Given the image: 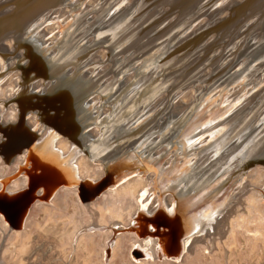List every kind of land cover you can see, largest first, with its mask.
<instances>
[{
	"label": "water",
	"instance_id": "1",
	"mask_svg": "<svg viewBox=\"0 0 264 264\" xmlns=\"http://www.w3.org/2000/svg\"><path fill=\"white\" fill-rule=\"evenodd\" d=\"M57 1H61V3L59 4L57 3ZM108 1L109 0H91L90 5L97 8L94 10V16L91 17L88 13L87 14L81 13V14H85L86 19H89L91 22H94L96 20L97 12H101L102 11L101 8L107 5ZM113 1L114 3H110V6H112V9L109 10L110 12L108 10L102 12L103 15H105L104 20L114 19L116 16L126 19H137V17L143 11H145L146 14L149 13L151 14L150 16L147 17V20L144 22L145 27L140 26V28H138V30L135 31L134 34L130 36H126V39L132 37L133 39L137 40L136 41L137 45L129 46L127 50L120 51L117 54L118 57L117 60H119V63H122L124 61V64H126L125 62H128L127 69L122 71L123 75L126 74L127 76H129L128 74L129 70L134 71L136 68H139L141 65V59L143 58L148 59L146 63L151 61L154 57H159L161 61L162 59H165L167 62H172L171 65L165 66L166 71H163L164 69L163 66L158 65L159 67L157 66L158 67L156 69L157 71L150 76V79H154L155 83L157 82L160 84L164 82L162 80L163 77L164 79L171 77L168 80H173L172 79L173 74L181 73L182 69L189 68L192 66V68L186 69L187 78L186 79L183 78V80L181 79V82L176 87H171L172 84L171 82H170L171 84L169 82L163 84L164 89L161 92H159L158 95H156V97H160L159 103L161 105H159L157 109L160 111V113L156 117V121H155L156 125L150 127L149 129L150 132L149 137H153L156 140L160 135L159 133L161 132L160 131L161 128L158 127L160 125V122L167 120V123L170 125L169 129L171 128V130H168L167 133H173V134L175 133L174 136L178 138H181L180 134L184 133L186 139L185 146H187L190 151L186 156L185 154L184 155L181 154L182 148L176 145L177 143L176 141H178L179 139L174 138L173 141L175 144L167 145V149L165 150V151L172 150V152L175 153V155H173L174 157L171 160L165 159L164 161H162L163 159L157 156L155 158V161L151 162V166H149L148 168L156 170V168H158V166L163 163L164 164L163 167H166V169H170L172 166V160L176 158L177 161L180 162V165H182V168L194 167L196 171L199 169L200 170L205 169V171H208L210 168L212 169L223 168L222 172H227L228 175L231 174L232 176H234L235 173H238L236 178L231 181L232 186L230 187L231 196L237 197L238 199V194L232 192L234 189L233 185L239 182V177L241 172H238V170L239 169L243 170L249 166H254L256 164H260L264 166V140H263L264 135H261V132H257V134L254 135V139L259 140L257 144H260V146L257 149L254 148L252 153L247 154L245 160L242 162L240 161L238 162V160H236L235 157L226 158L211 165H209L210 162L209 163L198 162L196 160H198L197 158L199 155V151H201L200 148L213 142L214 141L213 138L215 137L216 139L215 136L216 133L221 132L220 136L226 133V136L227 135L229 136V134L231 133L230 131L232 129L231 125L233 124V122L242 119V116L244 114L243 112H241L242 110H250L251 116L253 118L256 117V113H253L254 112L253 110L256 109L255 106L256 98L254 97V95H256L259 89L258 88L259 86H257L258 84L259 85L262 84L261 86L264 87V49L260 54H258L259 55L258 57H256L257 54L255 52H257L259 48H261L260 47L261 44L262 45L264 44V18H263L264 9L261 12L260 9L256 10L255 12H250L252 9L249 6L250 5L253 6V3L255 2L254 0H209V1L208 0H150V1L146 0V3H144L145 0H123L122 3H119L118 0H113ZM109 2H112V0H110ZM19 3H23L25 5L33 4L31 7L34 8L35 13H33L34 11L33 10L28 18L25 17L21 21L22 19L21 15L23 13L21 14L20 10L15 8V5L16 4L18 5ZM65 5L66 3L64 0H0V45L3 42H7L9 38L14 36V34L21 33L23 37H20L21 40H19V45H18L19 47L15 51L18 53V49H22L23 44L30 47L31 44L30 43L26 44L27 40L23 38L27 34L30 35L29 30L31 26H33L34 24H35L34 29L37 30L39 26L42 27L43 29L46 28L47 30L49 28L50 31L55 36H57L58 33H60V31H56L55 27L54 29H52L53 24H55V19H56L55 17H57V14L62 13L64 15L63 18L64 20H66V18L69 17L71 18L70 13H68L64 9ZM241 5L242 6L246 5L248 12L245 16L243 14H239L238 17L239 26L238 27L233 26L229 28L226 27L225 25H222L221 23L227 21L228 18L230 17V12L233 11L236 12ZM259 5L260 7L261 5L264 6V2L256 3V6ZM31 7L28 9L32 10ZM210 20H212L213 22L209 23ZM69 22L71 23V21ZM88 25L89 23L84 24L83 28L87 29L89 27ZM149 28H151L150 31H148L149 34L144 35L146 34L144 32L145 29L149 30ZM171 28L172 31L170 33L173 32L172 34H170L167 30ZM156 29L159 30L160 32L159 31L154 32V30ZM163 32H165V34ZM89 34L90 35L92 34L94 36L93 33H89ZM158 34L160 35L157 36ZM87 35L83 39H89L87 38ZM141 36H143L142 40L139 39ZM101 37L106 39V37L103 34ZM57 38H61V37L59 36ZM71 38L75 40L71 43L73 44V46L75 45L78 48L80 47V45H82L81 43L77 44V40H76L78 38L77 34H74ZM252 40L254 41V43L248 47V44ZM37 41L40 42L39 39H37ZM55 42L57 41L55 40L53 42L52 41L47 42L45 45H41L44 51V55H46V58L43 59L44 60L43 63L41 61L40 66L42 67V65H44L46 67L43 68L45 72L43 71L34 72V73L33 71L29 72L28 70H26L27 69L26 67H25L26 69L24 70L25 72H27V74L35 75L34 78L32 79V83L34 82L35 88L39 90V92H42L41 91L42 87L39 86L37 82L38 79L36 80V78L46 79L44 78L45 73L50 74L52 70L55 68H59V72H60L59 74L63 76V78L61 79L63 82V87L61 88L62 82L60 83L59 86V88H61L60 89L61 91H63L66 85L68 84L71 85L70 87L75 92L77 91V89H81V88L87 89V86H89V84L91 83L94 85L96 90L94 89L90 93L88 92L84 100L79 102V98L77 96L74 98V100L72 98L69 99L70 102L72 103L71 108L73 109L71 108L66 109V107L65 108L61 107L56 109L55 107L53 108V106H48L45 103L43 104L46 105L47 109H45L42 106L40 107L43 111V114L45 115L44 117L45 120L42 119V121L44 120L45 121L44 123L50 125L51 128L49 131H45L46 134H51V133L55 134L53 135L54 138L52 137L54 139L52 143L53 146L52 148H55V150L57 148L58 150V147H55L57 144L55 140L59 139L62 136H65V138L70 139L69 141H71V138L67 134H65L61 129H59L61 127L60 124H58V122H60L61 124H65V125L67 124L68 126H71L72 132H75V134L76 132H79L77 127L79 128L81 127L83 129V133L86 134V137L82 138V140L84 141L82 143L83 146L81 147L78 145V147H81L78 150L80 153H85L87 154V156H89L88 149L91 144L96 143L97 145L100 146L105 144L104 140L99 137L100 135L98 136L100 139L98 137L96 138L94 133L92 134L91 133L92 131L89 130L88 127L93 124H98L93 122L94 119L95 120L98 119L95 116H93L92 113L93 110L91 109L95 105V103L97 104L101 102L97 101V99L93 96V94L99 93L98 89L100 86L103 88L102 84H100L101 79L98 77V79L95 80L96 71L94 72L92 69L93 68H95L96 70L100 69L101 71L105 70L106 72V69L107 71L108 69L110 71L111 67H109L106 64H103L99 67L88 66L90 65V63L88 62L93 61L92 60L93 58L90 60V58L88 57L87 59L89 61L86 60L84 68L80 70L72 64H67L68 63L67 60L72 57L71 52H69L68 50L63 51L64 54H61V55H65L66 58L62 60L59 59L58 55H60V53L58 54L54 48ZM91 43L92 42L90 39L88 41V44L91 45ZM100 44L102 45V43ZM183 44H186L187 47L184 46V49L182 48L180 51L172 50L173 47H177V46L180 47ZM34 47L36 48V46ZM97 47H102V49H104L103 46H97ZM237 49H239V52L238 54L235 55L233 52L236 51ZM12 53L11 52L6 53V57L7 58L12 57ZM97 53L101 55L100 51H98ZM252 53L253 55L254 54L255 55L253 56V58H249V55H251ZM90 54L91 51L89 52V55ZM241 54H244L245 58H242ZM120 55L123 56V58H121V60L123 61L119 59ZM18 58L22 59L24 64L25 56L21 55L20 53ZM99 58L101 59L103 57H99ZM103 59L110 60L112 62L113 58L110 56L107 59V56H105ZM137 61L138 62L140 61V64L138 63L137 65V63H135ZM54 62L56 63L54 64ZM10 66H11L10 72L12 75H15L14 73L15 71H13L15 69L20 70L22 72L21 69L22 66L17 67L15 62L11 61ZM189 74L191 75L194 74V76L189 77L190 76ZM144 75H146L145 71L143 73V76ZM214 75H216L218 79H216L215 84H213L210 88L208 86L211 85L214 82V79L216 78V76ZM137 76H141L140 73H137ZM137 79H135V77L131 78L129 79L130 81H128V83L125 84L126 87L132 88L133 93L137 83L135 81V83L133 84V82L134 80ZM130 82H132V84H129ZM108 84L110 85V83ZM179 88L181 89V92L178 93V95H175V92ZM192 88L195 89V92H193ZM84 90L82 92H86ZM56 91L57 92L53 93V96L51 98H54L55 96L58 95V91H59L58 86L56 88ZM179 97L183 99L182 105L180 104L181 101L177 100V98ZM259 98H261V96ZM227 99L229 102H232L234 109L231 110V113L229 115L225 114L226 116L222 118H216L215 120L214 117H211V114H217L218 113L217 109L222 108L225 103L224 101ZM85 103L86 105L88 103L90 106H87L88 110L85 111L84 108H82L81 111L82 113H81L79 110H81V107H83ZM141 105L142 104L138 105V109H139L138 116L144 118L143 117L144 110L140 107ZM258 106H260L261 108L260 111L263 110L264 98L263 101H261V103H259ZM66 110L68 112H66ZM151 110L152 111L149 110L148 114L154 116V114H151L153 112V109L151 108ZM50 111H53L52 115L49 114ZM69 111L73 113L70 112L69 114ZM88 111H91L90 117ZM73 114L74 116H71ZM54 117H56L57 120L53 119ZM81 118H84V120L80 121ZM210 119L212 120L208 122L209 124L207 125V123L205 122ZM39 121H41V119ZM253 124H255V121L253 122ZM29 128L30 131L35 135V137L32 138V136H30L29 134L26 135L24 133L19 132L18 127L15 131L12 130L7 131V129H1L3 137L0 138V154L3 155L6 158V160H8L9 157L14 153H20L24 151L26 155L29 154L30 152H33V149L36 148L35 147L36 140L45 141L46 136L45 134H43L44 131L43 132L40 131L41 129L40 130L33 129L32 125ZM227 128L230 129L226 131ZM253 131H256V128H253ZM238 134H239L238 132L237 133L235 132L231 137H236L238 136ZM201 135L203 136L200 137ZM198 137L201 138V140L197 142L196 139ZM14 141H17V144L15 146L13 144ZM110 141H112V143L110 142L112 146L106 149L102 147L101 150L102 157L99 156L101 157L104 165H109L111 162L117 160H123L124 158H125L124 160H126L130 156L134 157V159L137 158L136 164L140 163L142 164V166L145 165L146 162L145 160L147 159H144V157L141 154V151L142 153L144 152L143 149L141 151L137 149L138 152L135 151V149H132L133 150L132 153L128 152L127 149H125L127 148V145L125 147L123 146V143L125 141H122L120 144L114 143L115 141L113 139V131L111 132ZM46 143L47 142H44L42 143L43 145L42 144L41 145L45 146ZM208 146L209 145H207L206 147ZM130 149L131 148H129V150ZM234 149L235 147L233 149H228L227 151H233ZM112 151L119 152V155L117 154L115 158L110 157L109 154L112 153ZM43 158L44 159L49 158V154L45 152ZM155 164H158V166H156ZM152 165H154L155 168ZM228 178H230V176H227V179ZM105 180H106V175L102 177L100 182H98L97 184L104 182L103 185L104 187L108 183L105 182ZM169 180H170L169 177L167 176L163 177V181H161L162 182L161 184L165 186ZM71 182H69V185H74L77 186L78 188L80 187L79 185H82V183H88V181L85 182L80 181L79 177L77 176L76 179ZM171 184L172 183H169V185ZM173 184L175 185V183ZM59 185H63V183L54 185L52 189L55 190ZM171 187L172 188L169 189L168 188L161 189L162 191L161 193L163 195H165V193H171V197L174 193L173 190H177L176 194L174 193L175 198L172 197L173 201H176L177 204H175V207H173L171 213L170 214L167 213L166 208L165 211L163 209L162 210L160 209L159 211L155 212L152 217L143 218L142 221H140V223L137 224V226H141V223L142 224L150 223L151 225H154V227H158L159 225H162L163 227H167V231H168L172 229L174 225L179 224L177 216L181 210H183L190 216L191 214L194 215L196 212L199 211L198 209L199 203L197 202L196 203L194 202L193 203L194 205L192 206L189 205L185 208L184 206L183 207L180 206L181 204L180 199L186 196L184 195L185 186L183 180H181V182H178L177 185H175L174 187L173 186ZM40 188H41L40 185H36L34 187L31 186V182H30V186L26 185V187H24L23 190L16 191L13 193L11 192L10 194H13V198L8 199L7 201H3L2 199H0V204L3 205L5 203L6 205L3 206V208H0V213L7 216L6 208L8 206H14L16 205V203H20L21 200L20 198H22L25 194L26 195L30 194V198L28 202L24 206H22L21 213L19 211V215L22 214L23 210H25V207H27L29 202L33 201L36 198H40L42 194V192L39 191ZM37 192L40 193L38 194ZM205 201L206 203L210 202L209 200H207V198L204 200V202ZM185 229L186 228L180 227V229L178 228L177 230L180 232L181 235L179 236L180 239L178 240L180 241V245L177 246V249H175V251H179L180 249H182L183 246L181 247V243L183 244V242H186L185 240H188L187 234L189 230L187 229L188 232L186 233L185 231L182 232ZM201 229L203 230V228ZM202 230H200V232ZM135 231L139 232L138 234L140 235L143 234V232L140 229L139 231L138 230ZM157 233L159 236L163 235V233L161 232L159 233V231ZM193 234L195 235L196 233L194 232ZM143 239L146 238L143 237ZM186 244L187 243H185V246Z\"/></svg>",
	"mask_w": 264,
	"mask_h": 264
},
{
	"label": "bare ground",
	"instance_id": "2",
	"mask_svg": "<svg viewBox=\"0 0 264 264\" xmlns=\"http://www.w3.org/2000/svg\"><path fill=\"white\" fill-rule=\"evenodd\" d=\"M64 1H65L66 5L69 7V9H71V8L73 9V10L71 9V11H69L70 16H71V23L68 22V23L64 24L63 27H61L63 17H61L60 14H57V17H55L56 18L55 19L56 26H53V28H52V29H54V27L56 28L57 26H60V29L62 28V31L59 30L60 33H58L57 36H55L50 31L49 28L47 30L46 28L43 29L42 27L39 26V28L36 30V29H34L35 28V26H34L35 24L33 26H31V28L29 30L30 35L27 34L23 38V39L27 40L26 44H28V43L31 44L30 47L23 44V47H24V48L22 47V50H23L22 53L23 54L21 53V55L25 56V62L26 63L24 62V64H23L22 59L18 58V56L20 55L19 49H18V53L15 51L19 47L18 46L19 45V40H21L20 37H23V35L21 33L20 34L19 33L14 34V36L9 38L7 42H3L0 45V71L5 67V65H7V63L9 64L11 62V60H10V62L7 61L8 58L6 57V53H8V52L12 53L13 52L12 53V57L15 60H12V61L16 63L17 67H21L22 66L21 67L22 72L20 71L22 74L21 73L20 74H21L23 80L26 83H29L30 80H32L35 75L27 74V72H25L24 69L27 68L26 70H28L29 72L33 71V73L34 72H41V71L45 72V70L43 68H46V67L44 65H42V67L40 66L41 65V61L43 63L44 62L43 59L46 58V55H44V51H43L41 45H45L47 42H51V41L53 42V41L56 40L57 42L54 43V48H55V50H56V52L58 54L60 53V55H58L59 59L62 60L64 58H66L65 55H61V54H64L63 51L68 50L69 52H71L72 57L69 58L68 60L66 59L67 62H68L67 64H72V65H74L76 68H78L80 70L82 68H84L85 61L86 60L89 61L87 59V56L89 55V52L92 49H95L97 46H103L104 49H103V51H101V56L100 57L104 58L105 56H107V59H108L111 56L113 58L112 62H111V69H110V71L108 70L107 72H111L112 73V75L114 76V81L116 82V84L115 85L114 84L110 85L108 87L107 86H103V88L100 86L99 89L97 88L98 91H99L98 94H99V98H100V102H101L100 105L102 103H104V105L107 104V105H111V106L108 107L109 108V114L104 119V122L102 120L98 121V120H95V119L93 121L94 123H98L99 124L98 129L100 130V133H98V135L100 134L99 137L104 140L105 144L101 145V146L97 145L96 143L91 144L89 149H88L89 157H93V156H101L102 157V153H101L102 147H104L106 149V148H109L110 146H112L110 144V142L112 143V141H110L111 132L112 131H113V136H115V139H114L115 142L114 143L120 144L122 141H125L123 143V146L125 147L127 145V148H125L127 150H129V148H131V149H135V151L138 152V150L141 147L144 148L145 146H147L149 149H151V148H153V146H158V145H160V146L164 145L165 147L164 146L163 147L167 149V145H169V144L174 145L175 143H174L173 140H174V138H178V137L174 136L175 133L174 134L173 133H167L168 130H171V128L169 129L170 125L167 123V120H164L163 122H160V125L158 126V127L161 128V130H160L161 132L159 133L160 134L159 137L156 139L157 141L155 140V142H152L153 138L149 137V134H150L149 129H150V127H153V126L156 125V123H155L156 117L160 113V111L157 110L159 105H161L159 103L160 97H156V95H158V93L161 92L164 89V85L163 84H166V82H169V83L171 82L172 83V84L170 83L171 87H176L181 82V79L182 80H183V78L186 79L187 78V75H186L187 70L186 69H190V68H192V66L189 67V68L182 69L181 73H176V74H173V75L171 74L173 80H168L171 77L170 78L168 77L167 79L166 78L164 79V77H163L162 80L164 82H162V84H160V83H157V82L155 83V80L154 79H150V76L154 72L157 71L156 69L159 66H163L164 67L163 71H166V67L165 66L166 65H171L172 62H167L165 59H162V61H161V59H159V57H154L151 61L146 63V61H148V59L147 58H145V59L143 58V59H141L140 67L136 68L134 70L133 76L135 77V79H137L139 77L140 78L137 79V80H134V82H133V84L135 83V81L137 82L136 83V87L134 89V93H133L132 88H128V87L125 86V84H127L128 81H130L129 80L130 77L127 76L126 74L122 75V71L127 69L128 62H126V64L119 63V60H117L118 59L117 54L120 51L127 50L129 46L137 45V43H136L137 40L133 39L132 37H129V39H126V36H130V35L134 34L135 31H137L138 28H140V26L145 27L144 22L147 20V17L150 16L151 14L150 13L146 14L145 11H143L142 13H140V15L137 17V19H126V18H120V17L116 16L114 19L104 20L105 19V15H103L102 12H104L106 10H108V11L111 10L112 6H110V3H114L113 0H112V2H109L110 1L109 0L107 2V5H105V6H103L101 8L102 11L101 12H97V14H96L97 22H96V20L94 22H91L89 19H86L85 14H81L80 13L82 11V8L80 10V8L75 7L70 0H64ZM147 1H150V0H147ZM254 1L255 2L253 3V6H251V5L249 6L252 9L250 12H255L256 10H259V9H260V12H261L264 9V6H262V5H261V7H260V5L256 6V3H261V2L263 3L264 0H254ZM49 2H51V1H49ZM49 2H47V3H49ZM57 3L60 4L61 1H57ZM73 3H74V1H73ZM144 3H146V0H145ZM32 5L33 4L25 5L23 3H19L18 5L17 4L15 5V8L19 9L20 13L21 14L23 13L22 15H24V16H22L20 14L21 18H22L21 21L25 17L28 18L30 13H32V11L34 10V8L31 7ZM89 5H90V3H89ZM83 6H84V4H83ZM241 6L239 7L241 9L238 8V10L236 12H234V11L230 12V17L228 18V20L223 22V23H221V24L225 25L226 27H229V28H231L233 26H237L238 27L239 26V24H238L239 14H243L245 16L247 14V12H248L246 5H244L242 7ZM30 7L32 8V10L28 9ZM33 13H35V10L33 11ZM61 15H63V14L61 13ZM263 18H264V16H263ZM212 22H213L212 20L209 21V23H212ZM87 23H89V25H88L89 27L87 29L83 28L84 24H87ZM150 29L151 28H149V30L145 29L144 32L146 34H144V35L149 34L148 31H150ZM167 30L170 33L172 31V28L171 29H167ZM157 31H159V30H157V29L154 30V32H157ZM89 33H93L94 34V36H92V38H91V42H92L91 45L88 44V41L90 39H83V38H85V36L87 34L89 35ZM163 33L165 34V32H163ZM172 33H170V34H172ZM74 34H77V37H78L76 39L77 40V44L78 43L82 44L78 48H77V46H75V45L73 46V44H71L73 41H75L74 39L71 38ZM102 34L106 37V39L101 37ZM159 35L160 34H158L157 36H159ZM201 35H203V34H201ZM59 36L61 38H57ZM142 37L143 36H141L139 39L142 40L143 39ZM23 39H22V41H23ZM37 39H39L40 42H38ZM247 39H248V36H247ZM109 40H111V41H109ZM195 41H198V40H195ZM247 41H245V42H247ZM100 43H102V45ZM253 43H254V41L252 40L248 44V47L251 44H253ZM34 46H36V48ZM184 46L187 47L186 44H183L180 47H178V46L177 47H173L172 50L173 51H176V50L180 51L182 48L184 49ZM260 47L261 48H259V50L257 52H255L257 54L256 57H258L259 56L258 54H260L263 51L264 44L263 45L261 44ZM96 52H97V50H96ZM238 52H239V49H237L233 53L236 55V54H238ZM254 55L252 53L251 55H249V58H253ZM243 58H245V57H243ZM95 61H97V60L95 59ZM92 62H94V61H90L88 63H92ZM55 63L56 62H54V64ZM97 63H99V62H97ZM160 63H162V64H160ZM186 67H188V66H186ZM92 70L94 72L96 71L95 72V77H96L95 80H97L98 77L100 79H102L104 74H98L99 73L98 71L100 69L96 70L95 68H93ZM144 71L146 72V75L143 76ZM18 72H19V70H18ZM59 73H60L59 72V68H55V69L52 70V72L50 74H46L45 73V75H44L45 76L44 78H46L45 81L41 79L42 81L38 82L39 86L42 87L41 91L42 92L45 91L44 94H46V97L39 98V101L36 100V104L30 98H28V95H27V93H26V91L24 89L21 92H17L18 90H17L16 86L19 85L18 83L20 82L21 79L20 80L19 79L18 80H14L13 77L15 75H12V74H10L11 78H9V80H8V77H6L7 79L6 78L2 79L1 75L3 74V72H2V74L0 73V97L2 98L1 101L3 102V104L1 106L4 109H6L7 105L11 106V108H12L11 113L13 112V117L14 118L17 117V123H15L14 125L12 124L13 126H10V130L15 131L17 129V127H19V129H18L19 132L24 133L26 135L29 134L33 138V137H35V135L30 131V128L25 123V119H26V118H24V114H25L24 110L25 109H27L29 106H35V105L40 107L42 105V103H45L48 106H53V108L55 107L56 109L57 108H61V107H64V108L66 107V109H68V108L72 107V103L70 102L69 99L72 98L74 100V98L77 96L79 98V102H80V101L84 100V98H86L88 92L90 93L91 91H93L95 89L94 85L91 83V84H89V86H87L88 90L85 89V88H81V89H77V91L75 92L70 87L71 85L68 84V85H66L65 89L63 91H61L60 89L63 87V82H62L61 79L63 78V76L61 74H59ZM137 73H140L141 76H137ZM189 75H190L189 77L194 76V74L193 75L189 74ZM214 76H216V75H214ZM65 77H67V76H65ZM128 77H129V79H128ZM134 77H131V78H134ZM216 79H218L217 76L214 79V82L212 80L213 83L211 82L212 84L209 85L208 87L211 88V86L213 84H215ZM61 82H62L61 88H59ZM129 84H132V82H130ZM261 85L262 84H260V85L258 84L257 85V86H259L258 87L259 89H258L256 95H254V97L256 98V100H255L256 102L255 103L257 105L255 104L256 109L253 110L254 111L253 113H256V117L253 118L251 116V114H250L251 111L250 110H242L241 112L244 113L243 116H242V119L233 122V124L231 125L232 129L230 131L231 133L229 134V136L228 135L226 136L225 132L227 130H229L231 128V126H230L229 129L228 128L226 129V131L224 132L225 134H222V136H220L221 132L220 133H216V135H215L216 139L214 137L213 138L214 141L209 143V144H207V145H209L208 147H206L207 146L206 145V146H203L202 148H200L201 151H199V155H198V158H197L198 160L195 159L196 161H198V162H207V163L210 162L209 165H211L213 163H217L218 161L224 160L226 158H231V157L234 158L235 157L236 160H238V162L239 161L242 162V161L245 160V157L247 156V154L252 153L254 148L257 149L260 146V144H257L259 142V140L254 139V135H256L257 132H261V135H264V108H263V110L260 111L261 108H260V106H258L259 103H261V101H263V98H264V87L261 86ZM8 86H10V88H6ZM57 86H58V90H59L58 91V95L55 96L54 98H51L53 96V93L57 92L56 91ZM140 88L141 89L143 88V89L141 90ZM83 90L86 91V92H82ZM33 91H34V89H33ZM30 92H31V90H30ZM193 92H195V89H193ZM35 93H36V91H35ZM12 96H14L15 98H11ZM96 96H98V95H96ZM257 96H258V98H257ZM260 96H261V98H259ZM15 100L17 102L16 105H9L8 104V103H10V101H15ZM177 100L178 101L180 100L181 101L180 104L182 105L183 99H181L179 97V98H177ZM171 102H173V101H171ZM224 102H225L224 106L222 108H218L217 109V112H218L217 114H211V117H214L215 120H216V118H222V117H224L226 115H229L231 113V110L234 109L232 102H229L228 99L225 100ZM32 104H35V105H32ZM139 104H142L140 107L144 110V113H143L144 116L142 115L144 118H142L141 116L140 117L138 116V114H139L138 113V110H139L138 109V105ZM14 106H16V107H14ZM87 106H90V105L88 103L86 105V103H85L83 105V107H81V110H79V111L81 112L82 108H84V111L88 110ZM151 108L153 109V112L151 114H154V116L148 114L149 110L152 111ZM71 109H73V108H71ZM34 112H36V111H34ZM66 112H68V111L66 110ZM70 112L71 111H69V114H70ZM88 112H89L88 114H89V117H90L91 111H88ZM71 113H73V112H71ZM50 114H51V112H50ZM26 116H28V115H26ZM71 116H74V114L71 115ZM44 117H45V115L42 116V114H41L39 118L45 120ZM75 117H74V119H75ZM84 117H85V115H84ZM98 118L99 117H97V119ZM53 119H56V117H54ZM81 119H80V121L84 120V118H81ZM211 120L212 119L207 120L205 123H207V125H208L209 124L208 122H210ZM254 121H255V124H253ZM76 122H78V121H76ZM58 124H60V127H61L59 129H61L65 134H67L71 138V141L68 140L66 142L67 144H69L68 145L69 146L68 152L67 151L66 152H61L60 151L61 150L60 146L58 147L59 151L57 150V148H56V150H55V148H52L53 147L52 143L54 141V139H53L54 136L53 135H55V134L51 133V134H45V136H46L45 137V141L36 140V142H35L36 143V145H35L36 148L33 149V152H30V153L28 152L29 154H27L26 159H24L25 165H24V167L22 169L28 176V180H27L28 184L27 185L30 186V182H31V186H33V187L36 186V185H40L41 186V188L39 190L40 192L42 191L40 199H46V198L50 197L49 195L53 191L52 187L54 185H56V184L63 183V185H59V186L71 187V186H68L69 182L74 181L76 179V175H80L79 174L80 165L76 163V158L75 157L80 153L78 149H80L83 146L82 143L84 141L82 140V137H81V135H79L78 132H76V134H75V132H72L71 126H68L67 124L66 125L65 124H61L60 122H58ZM77 124H79V123H77ZM45 127L46 126H44V128ZM92 127L94 128V126H92ZM44 128H42V129L45 130L46 128L45 129ZM253 128H256V131H253ZM0 129H4L2 125H0ZM223 130H222V132H223ZM235 132L239 133L238 136L231 137ZM180 136H181V138H178L179 140L176 141L177 142L176 145H178L179 147L182 148V153L181 154H183V155L185 154V156H186V155H188V152L190 150L188 149L187 146H185V141H186L185 134L181 133ZM202 136L203 135H201L200 137H202ZM263 138H264V136H263ZM236 139H238V140H236ZM200 140H201V138H199V137L196 139L197 142L200 141ZM33 141H35V140H33ZM60 141H61V139L58 142H60ZM44 142H47V143H46L45 146H42L43 145L42 143H44ZM13 144L15 146L17 144V141H14ZM78 145L81 146V147H78ZM262 145H263V143H262ZM234 147H235V149L233 151H227L228 149H233ZM160 149L162 150V147H160ZM157 150H158V148H157ZM52 151H53V153H52ZM80 151H82V150H80ZM151 151H152V149H151ZM164 151H165V149H164ZM45 152L47 154H49V158H47V159L43 158L44 155H45ZM166 152H168V151H166ZM15 154H17V153H15ZM117 154L119 155V152L112 151V153H110L109 155H110V157L115 158ZM150 154H151V152H148L147 156H149ZM142 156H143V154H142ZM162 156L163 155L159 156V158H162ZM144 157H146V156L144 155ZM11 158L13 159V157H11ZM41 158H42V160H41ZM124 159L111 162L109 165H100L101 166L100 167L101 170H98V172L95 170L97 173L96 174L93 173V174L95 176L96 175L98 176L100 174L105 173L104 174V175H106L105 182H110L112 180L113 181H117L119 179H122L123 177L127 178L128 176H130V175H128L127 177H125L128 173H130L132 171H136V169L139 168V167L140 168L143 167V169L148 168L149 166H151L150 163L153 162V161H151V159L146 157V158H144V159H147V160H145L146 161L145 165L142 166V164H140V163L136 164L137 161L134 160V157H132V156H130L126 160H124ZM135 159H137V158H135ZM133 161H135V163ZM84 164L88 166L89 165V161L86 160ZM85 165H83V166H85ZM160 165L163 167L164 164L162 163ZM152 166L154 167V165H152ZM222 169L223 168H216V169L210 168L208 171H205V169H203V170L199 169V170L196 171L194 167L193 168H191V167L190 168L189 167H183L182 168V165H180V162L177 161L176 158H174L172 160V166L170 168V173L171 174L169 173L167 175V177H169V179H170L169 180L170 182L168 181V183L165 186H163L162 184H159L158 181H157V178H158L157 176L159 175V173L157 171H159V169L156 168V170H155V172H156L155 177L156 178L155 179H156V184H158V187H160V189H163V188H165V189L168 188L169 189V188H172L171 186L174 187L175 185H177L178 182H181V180H183L184 181V186H185L184 187V192H185L184 195H186V196L184 198L180 199V203H181L180 206H182V207L184 206V208H185V207H187L189 205L192 206V205H194L193 204L194 202L195 203L197 202V203H199V206L197 205L199 207L198 208L199 211L196 212L194 215L191 214V216H190L189 214H187L186 212L181 210L178 213V216H177L179 224L174 225L172 229L168 230L169 232L168 231L164 232L165 234L163 233L164 235H160V238L153 239L151 237H148V238L142 239V240L134 239L133 241L130 239L132 241L131 252H132L133 257L135 258V260L137 261L138 264L142 263L143 259H147L148 257L149 258H153V256L156 255L157 253L160 255L161 259H163L164 256H167V255L175 252V249H177V246L180 245V241H178V240L180 239L179 236L181 234H180L179 231H177L178 228L179 229H180V227L181 228H186L185 230L182 231V232L185 231V233L188 232V230H189V232L187 234V239L189 240L190 237L192 235H194L193 233L194 232L195 233H199L200 230H202L201 228H203V230L201 232H205V231L214 230L215 228L220 227L219 226L220 225L219 222H221L222 221L221 219H223V214H222L223 212L238 211V210L244 208V207L242 208V206L241 207L238 206V207H235V208L232 206L233 204L235 205L239 201L237 199V197L231 196V193H230V187L232 186L231 181L236 178L238 173H235L234 176H232L231 174L228 175L227 172H222ZM12 170H14V169H12ZM85 170H88V169L86 168ZM92 171H94V170H92ZM136 172H135V174H136ZM139 172L141 173V171H139ZM257 172L260 173L259 169H258ZM261 173H262V171H261ZM261 173H260V175H261ZM136 176H139V175H136ZM227 176H230V178L227 179ZM138 178L137 179L135 178L136 180L134 182L128 183L127 185L123 186L122 188L130 189L133 197L135 198V200L137 202V205L138 206H143V204H141V202H140L141 200L139 199V197L142 196V194H143V192L145 190L144 186L146 185V182L144 181L145 179H140V178L138 179ZM148 178H149V175H148ZM146 180H147V178H146ZM262 180H264V179H260V176H259V179H257V181H256L257 182V186H258V184L264 183V181H262ZM91 181H93V180H91ZM71 183H74V182H71ZM169 183H172V184L169 185ZM173 183H175V185ZM103 185H104V182H102L100 184H96V185L89 184V183L88 184L87 183H82V185H79L80 186L79 188H77L74 185L72 186V188L75 191H77V193L79 195V199L81 201L82 200L84 201L85 199H88V198L92 197L98 191H100V189L103 187ZM115 185H116V183H115ZM249 185H252V184H249ZM249 185H248V187H250ZM120 186H122V185H120ZM260 188H263V186L260 187ZM253 189H254V187H253ZM156 190H158V189H156ZM256 190L258 191V189H256ZM9 191H11V190H9ZM14 191H16V190H14ZM111 191H112V195L110 197L115 199V201H113V202L111 201L110 202V206L108 207V211L111 213L112 219H111L110 222L108 220H105V223H102V224H104L102 226H107V227L111 226L110 228H112L110 233L108 232V235H107V237L112 236V239L108 242V246L107 247H105L106 245L104 246V250H106L107 257L114 250L113 249V244H114L113 242H114L115 239H117V231H115V230L117 229V223H119L120 217L122 216L120 211L124 210V208L122 206L123 205L122 203L124 201L122 199H118L117 200L115 198V195H117L116 192L118 190L111 189ZM173 191L176 194L177 190H173ZM263 191H261V192H263ZM259 192H260V190H259ZM102 193H100V194H102ZM127 193H129V192H127ZM174 193H173L172 197L175 196ZM249 193H251V192H249ZM245 195L246 194H244L243 196H245ZM98 196H100V195H98ZM106 196H108V195H106ZM260 196H262V195H260ZM51 197H52V195H51ZM53 197H55V196H53ZM250 197L251 198H249V203L254 202V199H253L254 195L252 194ZM29 198H30V194H27V195L25 194L22 198H20L21 199L20 203H16L15 206H8L6 208L7 216L3 215V214L2 215L7 220V222H9V224H11L13 226L16 224V222L14 220H18L19 211L21 213L22 206H24L28 202ZM68 198H70V197H68ZM108 198H109V196H108ZM166 198H168V197H166ZM206 198L210 202H207V203H206V201L204 202V200ZM244 198H242V199L244 200ZM95 200H93V201H95ZM170 200H173V199H170ZM158 203H156V204H158ZM162 203H164V202H162ZM175 204H177L176 201H173V207H175ZM8 205H10V204H8ZM134 205H135V203H134ZM88 206H90V205H88ZM256 207H257V205H256ZM220 208H221V211H220ZM145 209H146V207H145ZM147 209H148V207H147ZM96 210H97V208H96ZM245 210L247 212L246 208H245ZM93 212H94V210H93ZM17 213H18V216H17ZM258 213H261V212L259 211ZM89 215H90L89 217L93 219V217H92L93 215L91 213ZM105 218H106V215H105ZM142 218H143L142 215L137 216L136 222H138V224H139L140 221H142ZM241 218H242V216H241ZM92 219H90V220H92ZM10 220H11V223H10ZM247 220H248V218H247ZM259 220H260V218H259ZM93 221H94V219L92 220V223H93ZM86 223L89 226V223H91V222H89V223L86 222ZM95 224L96 223H93V225H95ZM256 226H258V224ZM92 227L95 228L94 226H92ZM97 227H99V226H97ZM136 227L131 228V230L135 229V230L139 231V227L140 226H136ZM123 228H124V226H123ZM256 229L257 228H255L253 230H256ZM262 229H263V227H262ZM77 232H78V229L76 228L72 232L73 237H74V235L77 234ZM251 232H253V231H251ZM137 233H139V232H137ZM260 233H261V231H260ZM123 235H125V234H123ZM201 236L202 235H200L199 237H201ZM251 236H252V234H251ZM71 237H72V235H71ZM261 237H262V235H261ZM262 238H261V240H262ZM188 240H185L186 242H183V244L181 243V247L183 246L182 249L185 248V243H187ZM157 242H158V245H157ZM252 242H253V239H252ZM75 243H77V242L75 241ZM92 245H93V243H92ZM94 246L95 245H93V249H95ZM260 259H262V258H260Z\"/></svg>",
	"mask_w": 264,
	"mask_h": 264
},
{
	"label": "rangeland",
	"instance_id": "3",
	"mask_svg": "<svg viewBox=\"0 0 264 264\" xmlns=\"http://www.w3.org/2000/svg\"><path fill=\"white\" fill-rule=\"evenodd\" d=\"M70 1L72 2V4L75 7L80 8V10L82 8V11L80 13H86V14L88 13L91 17L94 16V10L97 8L89 5L91 0H87L89 3L86 0H84V1L83 0H70ZM73 1H74V3H73ZM118 1H119V3L123 2V0H118ZM83 4H84V6H83ZM64 9H66V11L68 13H69V11H71V9H69V7L67 5L64 6ZM60 16L64 18V15L60 14ZM69 21H71L70 17L66 18V20L62 19L61 27H63L64 24L68 23ZM53 26H56V24H53ZM56 30L62 31V28L60 29V26H57ZM92 36H93L92 34L91 35L89 34L87 36V38L91 39ZM96 50H97V52L103 51L102 47H97L95 49H92L91 54L88 55L87 58L89 57L91 60L94 57L93 58L94 62L90 63V65H88V66L99 67L103 64H106L108 66L110 65L109 67H111V61L106 60V59H102V58L100 60L99 57L101 55L98 54L96 52ZM19 51H20V53L23 52L22 49H19ZM95 53H97V55ZM241 56L243 58L244 54H241ZM121 57L123 58V56L120 55V58H119L120 60H121ZM95 59L97 61H95ZM10 60L12 61L15 59H13V57H10L7 59V61H9V62H10ZM121 61H123V60H121ZM97 62H99V63H97ZM93 63H95V64H93ZM123 63L124 62H122V64ZM135 63H137V65H138V63L140 64V61L139 62L137 61ZM129 64H132V63H129ZM10 67H11L10 63L9 64L7 63V65H5V67L0 71V73L3 72V74H4V75L3 74L1 75L2 79L8 77V80H9V78H11ZM13 71H15L14 73H16L15 76L13 77V79L14 80H18V79L20 80L21 79L20 82L18 83L19 85L16 86L17 90H18L17 92H21L24 89L28 95V98H30L33 102H35V104H36V100L39 101V98L46 97V94H44L45 91H43V92H39L38 90L36 91L35 85H34V83H32V80H30L29 83H26L23 80V78L21 76L22 73L20 72V70H19V72H18V70H13ZM104 71L105 70L100 72V70H99V73H98V74H104L106 76L105 77L103 75L102 79L100 80L101 81L100 84H102V86H106V85L110 86L113 84L115 85L116 82L114 81V76L112 75V73L107 72V69H106V72H104ZM128 74H129V77H131V75H132V77H134L133 76V74H134L133 70H129ZM36 80H37V82H41L42 80L45 81V79H43V78H42V80H41V78L40 79L36 78ZM108 83H110V85ZM6 88H10V86H8ZM33 89H34V91H33ZM30 90H31V92H30ZM35 91H36V93H35ZM176 92H175V94L178 95V93L181 92V89L180 88L177 89ZM162 94H164V93H162ZM96 95H98V96H96ZM94 97L96 99H98L97 101H100L98 93H95ZM11 98H15V97L12 96ZM1 100H2V98L0 97V125H2L3 128L7 129V131H8V130H10V126H13L15 123H17V117H15V118L13 117V112L11 113V110H12L11 106L7 105L6 109L2 108L1 105L3 104V102ZM15 102H16V100L10 101V103H8V104L9 105H16L17 102L16 103ZM99 104L100 103H97V104L95 103V105L93 106V108L91 110H93V112H92L93 116H95L96 118L99 117L98 120H102L104 122L103 119L108 116V114H109V108L108 107H110L111 105H107V104L104 105V103H102L101 105H99ZM41 106L44 107L45 109H47L46 105H44L43 103ZM14 107H16V106H14ZM40 107L39 106H34V107L32 106V107H29V108L24 110V113H25L24 118H26L25 123L29 127L32 125L33 129H39V130L41 129L40 131H42V132L44 131L43 134H46L45 131H49L51 128H50V125H48L47 123H44L45 121L44 120L42 121V119L39 118L41 114H42V116L44 115L43 111ZM34 111H36V112H34ZM50 112H51V114L50 113L49 114L52 115L53 111H50ZM26 115H28V116H26ZM40 119H41V121H39ZM44 126H46L45 127L46 129L44 128ZM92 126H94V128ZM88 127H90L89 130L91 129V131H92L91 133L92 134L94 133L96 138L100 135V134L98 135V133H100V130L98 129L99 125L93 124V125L88 126ZM42 128H44L45 130H43ZM77 129L79 131L78 132L79 135H81L82 138L86 137V134L83 133V129L81 127L80 128L77 127ZM2 137H3V135H2V132L0 129V138H2ZM62 137L59 138V140L61 139L60 142H58L59 141L58 139H57V141L55 140L57 143L56 147L60 146L61 151L66 152L69 149V146H68L69 144H67L66 142L70 139L65 138V136H62ZM113 139H115V136H113ZM152 142H155L154 138L152 139ZM163 146H160V145L153 146V148H151L152 151L147 146H145L144 148L141 147L139 149V151H141L142 149H143V151L145 150L143 153L141 151V154H143V157L145 155L147 158L151 159L153 162L155 161V158L157 156H161V155L164 156V157H162V159H163L162 161H164L165 159H168L169 157H170L169 159L171 160L174 157L173 155H175V153L172 152V150L168 151L169 153L164 151V149L166 150V148H164L165 146L164 147ZM160 147H162V150L160 149ZM157 148H158V150H157ZM127 151L132 153L133 150L130 149ZM148 152H151V154L149 156H147ZM79 154L75 158H76V163L80 165V167H79V174L80 175H76V176L79 177L80 181L85 182L88 180L89 184L96 185L98 182H100L101 178L105 176L104 175L105 173L100 174L98 176L94 175L98 172V170H101L100 165H104L101 157H99V156L89 157L85 153H79ZM26 156H27V154L25 155V152L23 151V152H20L17 154L14 153L13 155H11L9 157L8 160H6V158L0 154V199H2L3 201H7L8 199L13 198V194H10V192L13 193L16 191H21L24 189V187H26L25 185L28 184V182H27L28 176L22 169L25 165L24 159H26ZM11 157H13V159ZM146 157H144V158H146ZM86 160L89 161V163H90L88 166L84 164ZM134 160H136V159H134ZM83 165H85V166H83ZM155 165L158 166V164H155ZM86 168L88 170H85ZM158 168L160 170L158 171L159 175L157 176L158 177L157 181L159 184H161L162 183L161 181H163V177H166L170 173V169H166V167H162L161 165H159ZM12 169H14V170H12ZM258 169H259L260 173L262 171V173H261L262 176L260 175V173L257 172ZM92 170H94V171H92ZM136 171H132V172L128 173L125 177H127L128 175H130V176H128L127 178L123 177L122 179H119L117 181L108 182L95 195H93L92 197H90L88 199H85L84 201L83 200L81 201L79 199V195H78L77 191H75L72 188L73 185H68L71 187L58 186L49 195L50 197L52 195L51 198L50 197H48L46 199L36 198L33 201L29 202L27 207H25V210H23V213L19 215V217H18L19 219L16 221V224L14 226L10 225L9 222H7V220L4 218V216L0 213V263L1 264H138L137 261L135 260V258L133 257L132 252H131L132 241L134 239L142 240L143 237L144 238L152 237L153 239L159 238L160 236L158 235L157 232L159 231V233H160L163 231L162 233H164L167 231V227H163L162 225H159L158 227H154V225H151L150 223H143V224L141 223V226L139 227V229L143 232V234L140 235L135 230H131V228L136 227L138 224V222H136L137 216L142 215L143 218L152 217L154 215V213L159 211L160 209L161 210L163 209L165 211L166 207H167L166 210L168 209L167 213L170 214L171 211L173 210V202H172L173 200H170V199H172L170 197L171 193H165V195H163L161 193L162 191H161L160 187H158V184H156L155 169L137 168ZM139 171H141V173ZM135 172H136V174H135ZM238 172H241L240 177H239V182H237L235 185H233L234 189L232 192L238 194L239 201L235 205L233 204L232 206L234 208L238 207V206H240V207L242 206V208L244 207L243 209H240L238 211L224 212L223 213V219H221L222 221L219 222L220 227L215 228L214 230L199 232V233H196L195 235H192L191 238L188 240L184 249H180L179 251H175V253H171L167 256H164L163 259H161L160 255L157 253L156 255L153 256V258L148 257L147 259H143V261L141 260L142 263H140V264H264V240H263L264 239V191H263L264 190V183L258 184V186H257V182H256L257 179H259V176H260V179H264V176H263L264 175V166L256 164L254 166H249L243 170L239 169ZM136 175H139V176H136ZM148 175H149V178H148ZM138 177L140 179H145L144 181L146 182V185L144 186L145 190H144L142 196L139 197V199L141 200L140 202H141V204H143V206L137 205V202H136L135 198L133 197L130 189L122 188L123 186L127 185L128 183L134 182ZM146 178H147V180H146ZM91 180H93V181H91ZM262 181H264V180H262ZM115 183H116V185H115ZM249 184H252V185H249ZM120 185H122V186H120ZM248 185L250 187H248ZM262 186H263V188H260ZM253 187H254V189H253ZM111 189L118 190L117 191L118 193L116 192L117 195H115V198L117 200L122 199L124 201L122 203L124 210L120 211L122 216L120 217V221H119V223H117V229L115 230V231H117V239H115L113 242L114 243L113 244L114 250L107 257L106 250H104V246L106 245L105 247H107L108 242L112 239V236L107 237L108 232L110 233L112 228H110L111 226H109V227L102 226V225H104L102 223H105V220H108L110 222L112 219L111 213L108 211V207L110 206V202L115 201V199L110 197L112 195ZM156 189H158V190H156ZM256 189H258V191ZM9 190H11V191H9ZM14 190H16V191H14ZM259 190H260V192H259ZM261 191H263V192H261ZM127 192H129V193H127ZM249 192H251V193H249ZM37 193H40V192H37ZM100 193H102V194H100ZM244 194H246L247 196L246 195H245L246 197L243 196ZM252 194L254 195V197H253L254 202L249 203V198H251L250 196ZM98 195H100V196H98ZM106 195H108L109 198ZM260 195H262V196H260ZM53 196H55V197H53ZM68 197H70V198H68ZM166 197H168V198H166ZM242 198H244V200ZM92 199L93 200L96 199V200L93 201ZM162 202H164V203H162ZM134 203H135V205H134ZM156 203H158V204H156ZM87 204L90 206H88ZM256 205H257V207H256ZM145 207H146V209H145ZM147 207H148V209H147ZM96 208L98 211L96 210ZM245 208L247 209V212H246ZM93 210H94V212H93ZM259 211L261 213H258ZM90 213L93 215V216L92 215L91 216L94 219L93 223H96L95 225H93V223H92L93 219L89 217ZM105 215H106V218H105ZM241 216H242V218H241ZM247 218H248V220H247ZM259 218H260V220H259ZM90 219H92V220H90ZM86 222H88V223L91 222V223H89V226H88V224ZM257 224H258V226H256ZM92 226H94L95 228H93ZM97 226H99V227H97ZM123 226H124V228H123ZM262 227H263V229H262ZM76 228L78 229V232L76 235H74V237L76 238L75 239L73 237L72 232ZM255 228H257V229L253 230ZM143 229H144V231H143ZM251 231H253V232H251ZM260 231H261V233H260ZM123 234H125V235H123ZM251 234L253 237L251 236ZM71 235L73 238L71 237ZM198 235L199 236L202 235V236L199 237ZM261 235L263 238L261 237ZM261 238H262V240H261ZM252 239H253V242H252ZM75 241L77 243H75ZM92 243H93V245H95L94 246L95 249H93ZM260 258H262V259H260Z\"/></svg>",
	"mask_w": 264,
	"mask_h": 264
},
{
	"label": "flooded vegetation",
	"instance_id": "4",
	"mask_svg": "<svg viewBox=\"0 0 264 264\" xmlns=\"http://www.w3.org/2000/svg\"><path fill=\"white\" fill-rule=\"evenodd\" d=\"M41 192H42V191H41ZM3 206H6L5 203H4L3 205L0 204V208H3ZM14 206H15V205H14ZM17 216H18V213H17ZM18 219H19V218H18ZM14 221L16 222L17 220H14ZM10 223H11V220H10ZM14 224H15V223H14ZM10 225H11V224H10Z\"/></svg>",
	"mask_w": 264,
	"mask_h": 264
},
{
	"label": "crops",
	"instance_id": "5",
	"mask_svg": "<svg viewBox=\"0 0 264 264\" xmlns=\"http://www.w3.org/2000/svg\"><path fill=\"white\" fill-rule=\"evenodd\" d=\"M1 264V263H0Z\"/></svg>",
	"mask_w": 264,
	"mask_h": 264
}]
</instances>
